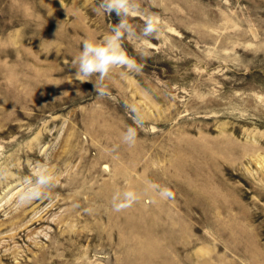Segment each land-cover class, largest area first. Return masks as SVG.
Wrapping results in <instances>:
<instances>
[{
	"label": "rangeland",
	"instance_id": "1",
	"mask_svg": "<svg viewBox=\"0 0 264 264\" xmlns=\"http://www.w3.org/2000/svg\"><path fill=\"white\" fill-rule=\"evenodd\" d=\"M99 3L0 0V264H264V0H135L142 67L81 82Z\"/></svg>",
	"mask_w": 264,
	"mask_h": 264
},
{
	"label": "clouds",
	"instance_id": "2",
	"mask_svg": "<svg viewBox=\"0 0 264 264\" xmlns=\"http://www.w3.org/2000/svg\"><path fill=\"white\" fill-rule=\"evenodd\" d=\"M98 10L111 15L115 13L119 17V22L113 25L109 34L103 40H86L83 43L82 51L76 57L75 64L77 71L75 79L81 82L90 80L96 76L99 81H104L109 73L120 68L126 70L121 75H126L127 71L140 70L142 66L129 57L123 48L124 39H144L158 35L159 26L156 21L146 23L140 33L128 22V16L137 10L135 0H100ZM103 94V93H102ZM39 175L34 179L29 178L28 185L20 195L21 203H28L33 200H40L47 197L48 192L54 186L55 175L48 169H38ZM131 197V194H127ZM124 205H117L119 211Z\"/></svg>",
	"mask_w": 264,
	"mask_h": 264
},
{
	"label": "bare ground",
	"instance_id": "3",
	"mask_svg": "<svg viewBox=\"0 0 264 264\" xmlns=\"http://www.w3.org/2000/svg\"><path fill=\"white\" fill-rule=\"evenodd\" d=\"M32 222V221H31ZM43 258V257H42Z\"/></svg>",
	"mask_w": 264,
	"mask_h": 264
}]
</instances>
